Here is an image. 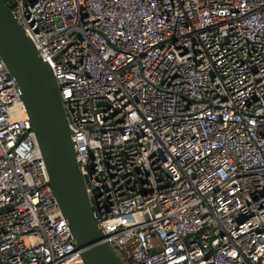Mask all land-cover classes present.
Here are the masks:
<instances>
[{
    "label": "built area",
    "instance_id": "1",
    "mask_svg": "<svg viewBox=\"0 0 264 264\" xmlns=\"http://www.w3.org/2000/svg\"><path fill=\"white\" fill-rule=\"evenodd\" d=\"M5 3L124 264H264V0ZM0 264H84L1 58Z\"/></svg>",
    "mask_w": 264,
    "mask_h": 264
},
{
    "label": "water",
    "instance_id": "2",
    "mask_svg": "<svg viewBox=\"0 0 264 264\" xmlns=\"http://www.w3.org/2000/svg\"><path fill=\"white\" fill-rule=\"evenodd\" d=\"M0 58L21 92L49 186L84 264H124L95 218L53 69L39 57L5 0H0Z\"/></svg>",
    "mask_w": 264,
    "mask_h": 264
}]
</instances>
